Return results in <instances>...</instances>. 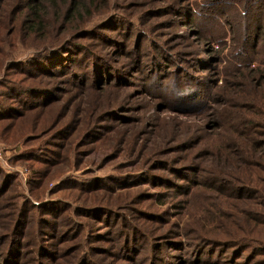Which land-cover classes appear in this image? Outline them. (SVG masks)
Here are the masks:
<instances>
[{"label":"rangeland","instance_id":"374dc122","mask_svg":"<svg viewBox=\"0 0 264 264\" xmlns=\"http://www.w3.org/2000/svg\"><path fill=\"white\" fill-rule=\"evenodd\" d=\"M197 1L80 0L83 11L61 32L72 0H48L44 14L55 5L61 15H49L41 39L72 43L61 70L48 67L60 76L50 78L47 101L57 92L64 102L0 128V233L16 224L7 237L19 264H264V254L240 252L248 244L218 241L251 233L252 213L264 211L253 188L264 189V166L255 165H264V63L233 72L229 61L243 57L246 44L264 45V0L245 13L237 9V40L229 34L220 54L211 47L221 44L208 46L201 31L225 11L232 18L234 9L199 0L194 17ZM30 2L0 0V15H17V3L25 15ZM32 52L19 45L0 56V79L11 59ZM92 78L93 87L72 85ZM239 113L250 118L251 137L229 140L235 128L228 116L242 119ZM57 119L55 130L68 122V134L41 140ZM32 136L40 138L26 142ZM226 142L233 154L237 145L247 147L249 160L261 152L242 166L245 184L214 150ZM0 264H7L1 256Z\"/></svg>","mask_w":264,"mask_h":264},{"label":"trees","instance_id":"16d2710c","mask_svg":"<svg viewBox=\"0 0 264 264\" xmlns=\"http://www.w3.org/2000/svg\"><path fill=\"white\" fill-rule=\"evenodd\" d=\"M29 8L26 10L25 15H18L21 10H23L24 7H22V3H17L13 6L12 10L14 14L17 15H0V56H11L12 50H17L19 45H22V47H28L33 50V52L25 57V58H13L9 62V64L4 68L3 70V78L0 79V128H5L10 125H15L18 123V121L26 118L31 112H34V114L37 112H40L44 109L51 108L54 106L53 104L55 102L63 103L62 96H57V92L55 94V97L50 98L49 101L48 98L50 96H53L54 94V87H50V78L51 77H59V73H54L53 71H50L48 67H53L54 65L58 66V69L63 66V63L61 60L63 57H65L66 54H68L70 51L69 49L72 48L71 41L63 40V41H43L41 39V32L45 30L47 27H49L50 23V17L57 16L59 17L60 10L58 7H55V5L51 6L52 12L50 11V14L47 16L44 14V10L47 8L50 10V4L48 3V0H30ZM54 1V0H50ZM217 4L218 8H223L224 4H221V2H225L228 5V8L234 9L232 13V18L229 17L230 14L227 13V11L221 13V21L220 20H214V23L211 27V29L204 28L201 31V35L204 38V42L208 46H210L212 41L219 42L221 45L219 48L214 49L211 47V51L214 53L220 54L224 50V46H227L226 37L229 38V34L231 36V43L237 40V38L234 36L232 37L233 33V22L235 21L236 17H238V10L245 13V8L247 9L255 0H213ZM258 4L259 0H256ZM240 2V3H239ZM201 1H197L194 3H191L190 6V14L193 16L194 12L197 11L198 7H200ZM190 5V4H189ZM12 7V6H11ZM16 11H15V10ZM238 9V10H237ZM1 10V9H0ZM83 11V7L81 8V2L80 0H72V2L69 5L67 14L64 15L62 22L59 24V30L61 32L65 29L68 22H70L72 19L77 20V14L78 12L81 13ZM237 14V15H236ZM74 15V16H73ZM245 15V14H244ZM196 15H194L195 17ZM48 17V18H47ZM220 18V17H218ZM264 17L259 16L258 17V23L262 25ZM3 23V24H2ZM48 24V26L46 25ZM102 27V26H101ZM103 28V27H102ZM258 27L252 29L251 27H248L249 33L255 32V30ZM49 30V29H48ZM29 32L32 34L29 35ZM44 32V31H43ZM58 35H60L58 33ZM88 35L85 34L81 37H86ZM36 39L35 43H31L33 40ZM262 41V38L260 39ZM238 41H242L238 39ZM263 42V41H262ZM264 43V42H263ZM231 44L228 43V46ZM83 47H80V52H83V50H86L85 45H82ZM243 49V46H240ZM245 54L242 52L243 57H239L238 59L234 57V54L236 55L239 51H235L233 54L231 60V66L230 70L233 72L244 70L250 67L251 71H256L257 66H251L254 60H258L260 64L264 63V45L262 47H256V42L251 44H246L245 46ZM260 49H263L262 52L258 53ZM17 52V51H16ZM238 55V54H237ZM78 63L79 61H75ZM0 64H2V57H0ZM254 64V63H253ZM261 66V65H260ZM259 68V67H258ZM34 69L38 70V73H34ZM264 69L262 68L263 71ZM1 71V69H0ZM2 73V72H1ZM0 73V74H1ZM20 74V75H16ZM42 79V80H41ZM44 79L47 81L44 82ZM38 80H41L42 84L38 82ZM72 85L74 87H93V78L91 83L87 84L86 81L80 84H76L72 82ZM58 86L55 87V90ZM102 87V86H101ZM100 87V88H101ZM59 89V87H58ZM184 90V89H183ZM69 92V91H66ZM185 105L189 104L188 98L185 99L184 102ZM36 110V111H35ZM31 111L30 113H28ZM65 109L60 112V116H63ZM193 111V110H192ZM203 109L196 112H202ZM242 115V119H234L231 115L228 116L232 121L230 123V126L235 128V133L233 135L229 136V140L235 141V138L245 137L250 138L251 137V129L245 128L247 124L251 122L250 118H248L245 114L239 113ZM102 117V114H100L97 118ZM61 119H57L54 126L49 127V129L41 135V140H46L50 138L52 135L55 134L54 138H63L66 135L58 136L57 134L63 133L68 134V125L63 124L60 128L55 130L56 124ZM8 121L6 124H3L4 122ZM4 130V129H1ZM237 130V131H236ZM37 136V135H35ZM47 136V137H45ZM40 137H30L26 140V142H33L35 140H38ZM45 138V139H43ZM52 140V139H50ZM228 140V141H229ZM227 141V142H228ZM41 141L38 144H35L33 146V150H35L36 147L42 145ZM51 142V141H48ZM227 142L225 144L216 145L214 147V150H218V156L220 158V162L224 163L228 166H237V177L240 180V182H247V178L242 175L240 172H245L246 168H243L242 166L247 163V165H251L252 162H254V155H258V153H261L257 150H255L253 153H251L252 159L249 160L245 156L249 154V149L247 147H243L240 145H237V148L235 150V154L231 153L229 151L230 147L227 145ZM260 146V145H259ZM258 148V147H257ZM264 151V150H263ZM262 151V152H263ZM33 151H30L28 155H32ZM24 156V155H23ZM249 160V161H248ZM258 170L263 168V164L256 162L255 163ZM226 182V180H224ZM8 184L9 187L10 184H12L9 181H5L4 184ZM244 183V184H245ZM241 188L239 187L240 192H245L244 189L241 191ZM256 190V193L260 197L261 205H258L260 208L264 210V189L253 187ZM199 190V189H198ZM222 195H226L223 194ZM18 204L19 203H15ZM20 209H22V205L18 206ZM221 207V206H219ZM90 214H93L94 212H99L102 214H107L111 210L105 209V211H96L93 208H86ZM252 220L254 222L253 224V230H251V233H247L244 236H233L228 239L225 238H219L221 240H218L220 242H224L226 244V247L228 248H234L238 246H246L241 247L240 252L246 251L248 248H250L249 256L250 254H264V211H254L252 213ZM18 222V219H17ZM19 223V222H18ZM16 225V224H15ZM15 225L11 228V230L8 233H0V256L4 259V261L7 264H19V251L17 248L13 246L15 243L14 241H11L8 239L7 235L12 232L15 228ZM22 232V231H19ZM251 234V235H249ZM206 238V237H204ZM247 241L251 242L248 243ZM207 242V241H206ZM209 245V243H208ZM41 249H44V245L40 246ZM234 252V251H233ZM236 256L239 254V251L234 252ZM37 261V260H36ZM197 261L196 263H198ZM38 264H44L42 261H37ZM184 264H192V262H187Z\"/></svg>","mask_w":264,"mask_h":264}]
</instances>
